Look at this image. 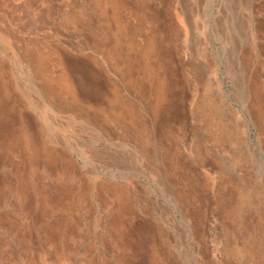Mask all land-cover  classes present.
I'll return each mask as SVG.
<instances>
[{
  "label": "rangeland",
  "instance_id": "374dc122",
  "mask_svg": "<svg viewBox=\"0 0 264 264\" xmlns=\"http://www.w3.org/2000/svg\"><path fill=\"white\" fill-rule=\"evenodd\" d=\"M0 264H264V0H0Z\"/></svg>",
  "mask_w": 264,
  "mask_h": 264
},
{
  "label": "bare ground",
  "instance_id": "6f19581e",
  "mask_svg": "<svg viewBox=\"0 0 264 264\" xmlns=\"http://www.w3.org/2000/svg\"><path fill=\"white\" fill-rule=\"evenodd\" d=\"M146 71V70H145ZM147 72V71H146Z\"/></svg>",
  "mask_w": 264,
  "mask_h": 264
}]
</instances>
